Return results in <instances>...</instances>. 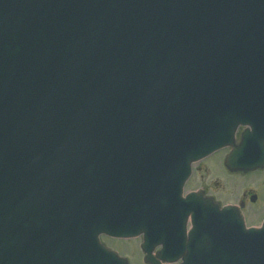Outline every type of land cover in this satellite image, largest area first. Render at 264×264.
<instances>
[{
  "label": "water",
  "instance_id": "1",
  "mask_svg": "<svg viewBox=\"0 0 264 264\" xmlns=\"http://www.w3.org/2000/svg\"><path fill=\"white\" fill-rule=\"evenodd\" d=\"M225 146L264 167V0H0V264H128L100 234L160 264L192 163ZM195 198L170 260L264 264V221Z\"/></svg>",
  "mask_w": 264,
  "mask_h": 264
},
{
  "label": "flooded vegetation",
  "instance_id": "2",
  "mask_svg": "<svg viewBox=\"0 0 264 264\" xmlns=\"http://www.w3.org/2000/svg\"><path fill=\"white\" fill-rule=\"evenodd\" d=\"M219 153V152H218ZM218 153L211 155L207 159L203 160L207 161L213 157H215L214 161L218 164L219 169L223 171L224 173L227 172L228 176H234L239 174H251L254 172H263V181H264V169L262 170H256L254 172L249 173H241V172H230L222 165V159L221 155ZM200 162V163H202ZM199 163V164H200ZM196 165L192 168V172L188 180L184 184L183 192H182V198L185 199L190 194H195L194 196H199L204 200H208L211 198V200H214L216 203H218L220 206L224 205H236L238 206L241 214L243 215L245 221L252 219L254 222L248 223L249 226H258L261 222V219L264 216V211L262 212V205H261V197L256 192L258 189L250 188L245 191H238L236 194V200H230L228 198L222 199L221 195L223 193L224 188L220 183H218L217 180H212L208 176V166H199ZM210 168V167H209ZM224 184H227L224 182ZM245 186L240 185V188H243ZM236 192V190H234ZM220 194V195H219ZM177 209L180 211L179 220L177 222L176 230L173 227V230L175 232H182L184 235V241L183 245H188V238H189V230L191 228V222L189 216H185L187 211L189 210L188 203H181L178 202ZM185 216V217H184ZM165 232V224L163 223V233ZM106 238V237H105ZM180 240L177 242L175 239L172 238H166L164 235L161 238L157 248L155 249V252H161L164 249H168L171 252H176L178 248ZM187 242V245H186ZM162 264H181L180 261L178 262H168L163 261Z\"/></svg>",
  "mask_w": 264,
  "mask_h": 264
},
{
  "label": "rangeland",
  "instance_id": "3",
  "mask_svg": "<svg viewBox=\"0 0 264 264\" xmlns=\"http://www.w3.org/2000/svg\"><path fill=\"white\" fill-rule=\"evenodd\" d=\"M242 128L239 129L241 131ZM239 133L237 134L238 138ZM225 150V149H224ZM223 151V150H222ZM221 151V152H222ZM215 157L204 161L202 163H197L193 165L194 167L199 164V166H208L209 172L208 176L212 180H217L218 183L222 185L224 188L223 193L221 195L222 199L228 198L231 201L236 200V194L237 192L247 190L249 191L250 188L258 189L256 192L258 195H260L261 199V205H262V212L264 211V181H263V172H254L251 174H239L234 176H228L227 172H223L219 169V166L214 161ZM210 167V168H209ZM227 183V184H224ZM240 185L245 186L241 189ZM236 190V192H234ZM220 195V194H219ZM254 222L252 219L247 220L248 223ZM107 240V239H106ZM138 241L139 239L134 240H121V239H115V240H109L108 245L112 248L120 251V253H127L128 257L130 258L131 264H143L142 254L140 250L138 249Z\"/></svg>",
  "mask_w": 264,
  "mask_h": 264
}]
</instances>
